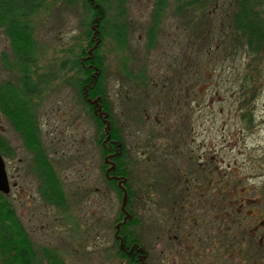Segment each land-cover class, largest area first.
<instances>
[{"label":"rangeland","instance_id":"obj_1","mask_svg":"<svg viewBox=\"0 0 264 264\" xmlns=\"http://www.w3.org/2000/svg\"><path fill=\"white\" fill-rule=\"evenodd\" d=\"M208 4L205 14L188 16L183 11L176 15L175 0H170L153 47L147 49L153 0H125L126 48L116 49L108 38L101 43L110 111L124 145L128 189H134V180L156 175L157 190L167 195L166 202L177 192L173 180L181 173L202 175L203 197L210 204L214 193L226 196L230 182L235 198L243 196L246 179L264 184V56L253 62L243 47L230 46L232 0ZM115 13L116 0H111L108 17ZM83 19L79 2L68 6L63 0H49L33 19L40 89L34 98L37 120L68 208L41 197L31 155L0 114V133L13 149V156H2L8 196L38 261L47 248L66 264H131L113 245L112 219L121 199L101 169L99 129L74 87L73 61L85 44ZM4 56L12 60L9 39L0 30V80L10 76L3 66ZM140 68H144L147 85L138 86L129 78ZM147 194L145 187L135 194L134 212L139 220L137 236L148 246L153 211ZM184 204L180 214L186 219L191 204L187 200ZM210 204L207 211L191 210L192 215L201 212V219L205 217L199 222L203 239L213 237ZM238 214L236 239L246 234L245 215ZM192 231L193 238L197 237ZM174 253L179 255L155 256L147 262L195 263ZM243 253L242 246H236L235 264H242Z\"/></svg>","mask_w":264,"mask_h":264},{"label":"trees","instance_id":"obj_2","mask_svg":"<svg viewBox=\"0 0 264 264\" xmlns=\"http://www.w3.org/2000/svg\"><path fill=\"white\" fill-rule=\"evenodd\" d=\"M49 0H0V30L8 37L12 60L3 58V66L10 76L0 80V114L4 116L12 128L18 133L23 146L32 158V171L39 180L38 191L48 203L61 209L68 208V203L61 182L54 170L47 152L43 146L38 125L34 98L39 94V79L36 74L37 45L33 32L34 17L45 8ZM58 1V0H50ZM170 0H153L151 22L146 31L147 49L153 47L156 39V30L161 17L169 5ZM217 0H175L176 15L186 11L188 16L205 14L209 2ZM68 6L80 3L83 15V33L85 44L79 48L77 58L73 61L76 73L75 91L77 97L86 105L97 129L99 137L97 142L102 156L111 151L102 146L106 137L103 115L93 111L94 104L87 99H98V105L103 113H109L110 122L109 139L120 143L123 149L121 155L113 157L115 168L111 174L121 175L129 180L128 170L124 163V145L120 132L115 127V121L110 111L105 76L107 73L105 57L102 55L101 43L108 38L115 43L116 49H124L127 44V25L124 20L125 0H116V13L113 18L108 17L111 0H63ZM233 8L230 13V46L234 49L243 47L252 56L253 62L264 56V0H232ZM191 18V17H190ZM94 28L98 30L92 38ZM98 41L96 47L89 52ZM251 63H249L250 65ZM129 77L130 74L127 73ZM132 76V75H131ZM138 86L147 85L144 68L129 77ZM244 81L246 79L244 78ZM105 111H103V110ZM108 139V140H109ZM107 140V141H108ZM0 155L13 156V149L7 139L0 133ZM102 158V157H101ZM103 159V158H102ZM103 172L107 167L101 161ZM121 198L122 192L115 181H109ZM128 199L131 198L127 190ZM136 212H134V225H139ZM129 220L125 225L131 224ZM119 250V249H118ZM33 243L21 224L8 194L0 190V264H66L53 250L42 249L43 258L38 261ZM120 257L130 259L123 254ZM134 264H140L134 260Z\"/></svg>","mask_w":264,"mask_h":264},{"label":"flooded vegetation","instance_id":"obj_3","mask_svg":"<svg viewBox=\"0 0 264 264\" xmlns=\"http://www.w3.org/2000/svg\"><path fill=\"white\" fill-rule=\"evenodd\" d=\"M96 107L97 105H94L93 111ZM100 119L102 120L103 118L100 117ZM114 142L115 139L112 138L104 143L101 142L102 146L106 149L112 148L111 151L105 153L103 156L100 151V155L103 158L118 152L120 153L116 155H121L123 149L120 148V143ZM111 160L113 161V157ZM106 166L108 167V164ZM109 174L113 177H123L121 175ZM178 175H175L173 180L177 192L171 197L169 202H166L167 195L157 190L159 185L156 175L149 174L146 180H134V189L132 187L128 189V181L126 179L123 185L126 191L130 190L131 198L128 199L127 197L125 210L130 218L123 222L125 214L119 208V211L116 212L112 219V241L116 247V253L118 255L120 253L125 254L133 264L134 260L139 261L140 264H142V260L144 264H149L147 261L155 256L157 258L161 257V259L163 256L166 259H171L179 255L174 252L181 253L185 261L192 260L195 262L194 264H198L196 262H200V264H235L232 257L234 256V252H236V246L239 245L242 246L244 252L242 264H264V184H261L259 181H255L252 184L249 179H246L243 196H236V198H240L236 200L234 183L230 182L226 190V196L219 198L220 196L214 193V198L213 200L211 199L210 204L209 199L203 197L202 175L192 172ZM109 181H115L116 186L118 185L116 178ZM143 187L146 188L148 201L151 202L153 211V215H150L148 223L151 228L150 233L152 232L151 237L149 236L147 239L149 242L148 246L137 236V225H134V201H137L138 198V196L135 197V194L140 192V188ZM212 190L214 189L212 188ZM186 200L191 204V207L187 206L190 213L187 212L185 214L187 220L180 214ZM209 204V210L213 212L209 227L211 232H213V237L203 239L200 235L201 224L199 222H202L205 217L201 219V212L199 215H192L191 210L199 208L200 211H203L206 208L207 211ZM161 209H164L163 215L158 216ZM238 213L245 215V218L242 220L246 225V234L244 235L243 233L242 238L236 239L234 235L237 225L236 219L239 216ZM129 220H132L131 224L125 225ZM178 224V228L180 229L177 230L176 226ZM185 224L186 226L182 228V225ZM117 225L118 229H116ZM191 229L197 233V237L193 238L194 232ZM165 231L172 234L164 235ZM177 233L180 234V238L177 237ZM206 235L208 237L209 234L207 233Z\"/></svg>","mask_w":264,"mask_h":264},{"label":"water","instance_id":"obj_4","mask_svg":"<svg viewBox=\"0 0 264 264\" xmlns=\"http://www.w3.org/2000/svg\"><path fill=\"white\" fill-rule=\"evenodd\" d=\"M97 33H98V30L96 28H94V31H93V34H92V38H95ZM98 41H99V39L95 42L94 46L89 50V52H91V50L96 47ZM87 102L90 103V104L98 105V99L97 98H95V99H87ZM94 112L98 113L99 115H103V121L105 123V132L107 133L104 141H106L110 137V135H109L110 123H109L108 118H107L108 117V114L107 113H103L101 111V107L99 105L96 107V109L94 110ZM119 153L120 152H118V154ZM114 155L115 154L109 155V156H106L104 158V162L110 164V166L107 167L106 170H105V176L108 179L114 178L112 176H109V172L115 168V163L113 161H111L109 158L112 157V156H114ZM116 179H118V186H119V188H121L122 191H123L122 202H121V210L125 214V216L123 218V222H124L128 218H130L129 215H128V213L125 210V205H126V201H127V193H126L125 188L122 185L125 182V178H116ZM0 190L2 192H4V193H8L9 192L8 177H7V173H6V170H5V164H4V161H3V159H2L1 156H0ZM116 229H118V225L116 226ZM141 263L144 264V261L142 260Z\"/></svg>","mask_w":264,"mask_h":264}]
</instances>
